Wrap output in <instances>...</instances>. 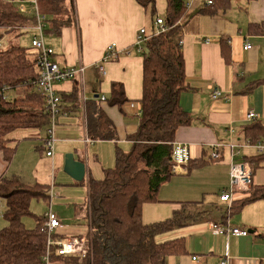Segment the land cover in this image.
<instances>
[{
	"label": "crops",
	"instance_id": "crops-1",
	"mask_svg": "<svg viewBox=\"0 0 264 264\" xmlns=\"http://www.w3.org/2000/svg\"><path fill=\"white\" fill-rule=\"evenodd\" d=\"M184 1L187 14L180 19L179 38L190 88L180 94L179 105L189 114L191 123L177 130L175 141L188 144L193 161L204 159L206 162L191 169L183 166L173 170L170 179L159 187L158 201L142 206V220L159 221L179 208L180 201H200L197 210L204 212L197 221L157 237L163 240L182 236L185 240L186 252L168 256L165 264H219L223 257L228 264H264V237L261 235L264 199L248 202L230 216L225 212L231 203L218 199L221 190L229 186L230 163L259 154L253 147H241L239 154H233L234 148L228 144L245 142L243 129L254 121L246 119L248 111L256 112V120L264 127V0H213L211 4H207V0ZM165 5V0H155L156 15L151 16L136 0H73V24L63 27L59 35L49 34L45 38V43L53 49L54 62L60 67L79 62L85 66L81 79H66L63 81L67 83L56 87L60 95L77 89L78 111H66V116L60 117L52 156H47L43 147L44 129L13 131L11 158L5 160L0 151V177L61 187V195L57 190L55 196L58 197L50 196L49 204L52 197L57 202L63 199L62 203L71 207L72 225L63 224L55 214L61 222L60 232L68 237L87 231L89 179H101L103 170L113 166L110 164L115 162L116 147L127 152L132 144L127 136L139 123L142 78V52H137L133 44L140 28L150 33L153 20L163 16ZM235 9L244 13L241 21ZM31 26L25 30L33 31L34 35ZM111 42L117 44L120 52L104 62L106 73L100 76L96 64ZM246 42L250 44L247 49L243 48ZM29 51L34 53L31 45ZM222 51L228 53L227 60ZM114 81L122 83L127 98L121 109L104 107L112 119L116 137L86 141L85 103L93 98L104 101L100 97L108 96ZM214 89L220 90L223 96L211 98ZM214 144H220L221 154L215 161L210 159ZM66 153H72L76 160L85 163L86 172L81 181L73 180L64 172L67 182L56 173L57 168L63 170ZM41 168L49 169L47 178L38 177ZM57 178L63 181H56ZM251 181L264 185V160L252 173ZM240 192L235 191L232 199L241 197ZM44 204L45 209L47 203ZM3 212L4 201L0 198V229L6 224ZM211 222L252 231L245 236L214 234L209 229Z\"/></svg>",
	"mask_w": 264,
	"mask_h": 264
},
{
	"label": "trees",
	"instance_id": "trees-1",
	"mask_svg": "<svg viewBox=\"0 0 264 264\" xmlns=\"http://www.w3.org/2000/svg\"><path fill=\"white\" fill-rule=\"evenodd\" d=\"M136 1L151 16L156 15L155 0ZM37 3L45 23V35H59L63 27L73 24V0H37ZM165 3L161 17L167 29L151 36L141 53L139 123L127 136L132 144L127 152L116 147L114 165L103 170L101 179L90 178L87 183L85 224L88 228L75 237H86L88 252L84 256L61 255L56 244L49 245L48 264H165L168 256L186 252L185 240L182 236L163 240L157 237L194 223L204 212L197 210L200 201H180L179 208L169 217L150 223L142 220V206L157 202L159 187L173 175L172 152L177 130L191 123V117L179 105L180 94L190 88L179 38L180 19L187 14V8L184 0H165ZM34 22V13H22L10 0H0V30L19 33ZM222 55L228 59L226 51ZM34 56L29 48L18 44L0 50V151L7 161L14 151L13 131L43 130L48 122L42 96L36 88L39 74ZM10 89L18 90L21 95L8 99L5 92ZM60 99L64 111H78L76 88L68 95L61 94ZM126 101L123 85L117 81L111 82L104 101L94 98L87 101L84 108L88 138L115 139L112 119L104 107L121 109ZM243 138L247 143L263 140L264 127L255 119L244 127ZM243 159L250 165L252 178L264 160V153ZM194 162L189 158L185 166L191 169L206 161ZM50 187L39 182L26 184L17 177H0V198L4 201L6 221L0 229V264H46L43 259L47 248L45 213L33 212L30 204L32 200L48 204ZM247 191L232 199L225 212L227 216L237 214L248 202L264 199V185L251 182ZM24 217L32 218L34 225L27 227ZM261 235L264 237V231ZM52 236L56 240L68 237L59 228Z\"/></svg>",
	"mask_w": 264,
	"mask_h": 264
},
{
	"label": "built area",
	"instance_id": "built-area-1",
	"mask_svg": "<svg viewBox=\"0 0 264 264\" xmlns=\"http://www.w3.org/2000/svg\"><path fill=\"white\" fill-rule=\"evenodd\" d=\"M15 4V0H10ZM23 2L24 0H19ZM212 0H207L206 3L210 4ZM32 6L30 9H26L22 5H17L18 10L22 13H34L35 22L32 24L31 28L34 30V35L31 37L30 45L35 54V66L37 68L39 77L36 81V88L39 90L42 100H43V112L48 117L47 125L44 129V139L43 147L47 156H52L53 147L55 142V129L59 122L60 117L66 116L67 112L61 107L60 95L53 84L58 81H63L66 79H81L84 72V64L78 63L70 67H60L53 60V49L45 43L44 39V27L45 23L43 21V15L39 12L37 0H31ZM167 29V25L164 22L163 17L158 16L154 20V26L150 33H147L145 28H140L135 42L133 44L137 52H142L144 49L145 42L153 35L163 32ZM206 43L208 40L205 41ZM250 44L246 42L243 48L247 49ZM120 50L115 42H111L105 46L103 56L99 62L96 64V70L100 76H104L106 71L104 68V62L114 59ZM211 98H216L223 96L222 92L218 89H214L211 94ZM101 100L105 97L102 95ZM258 118V114L253 111H248L246 113V119L255 120ZM85 140H89L85 137ZM230 148H234L233 154H239L241 147H253L256 152L264 153V139L259 140L255 143H229ZM220 144H214L213 150L210 153V159L215 160L220 157ZM172 168L177 170L180 167L185 166L190 158L189 147L185 142H174L173 152H172ZM229 186L227 189L221 190L218 199L220 201L231 203L232 195L235 191H247L251 186V170L246 161H235L230 163L229 169ZM53 187H50V194L52 195ZM45 225L44 230L47 234V248L44 256L46 264H48V253L49 245H57V253L61 255L65 254H78L84 256L88 252L86 237H67L66 239L56 240L53 238V233L61 226V222L58 217L52 212L49 204V209L45 212ZM209 229L214 234H232L236 236H245L248 234L246 229H241L239 227L228 226L219 222H211ZM196 259V256L192 257ZM219 264H228L227 258H221Z\"/></svg>",
	"mask_w": 264,
	"mask_h": 264
},
{
	"label": "rangeland",
	"instance_id": "rangeland-1",
	"mask_svg": "<svg viewBox=\"0 0 264 264\" xmlns=\"http://www.w3.org/2000/svg\"><path fill=\"white\" fill-rule=\"evenodd\" d=\"M30 2H31V0H24L23 2H20L19 0H15V5L16 4L17 5H22V6H24L27 9V8H30L32 6V3H30ZM234 12H236V14H238L236 16L241 21L243 19V17H244V13L243 12L242 13L238 12L237 9H235ZM27 26H28V24H27ZM32 32L33 31L23 30V31H20L19 33H16V32H7L6 33L3 30H0V35H1L0 36V50L6 49L10 45H14V44L27 46V47L30 48L31 37L33 35ZM14 36H16V37H14ZM47 36H49V35H45L44 39ZM90 72L92 73V70ZM93 76H94V74H93ZM89 78L91 79L90 76H89ZM63 83L65 84V83H67V81L55 82L53 84V87L56 88L58 85L63 84ZM18 95H19L18 91L10 89L7 92L6 96H7L8 99H14ZM55 141H56V138H55ZM54 145H55V142H54ZM53 152H54V147H53ZM36 156H38V155L36 154ZM112 165H114V160H113L112 164H110V166H112ZM47 170H49V169H46V168L39 169L38 177H40L41 179L45 178V177L47 178V175H48L47 174V172H48ZM57 172H58V176H64V180L67 181L65 179L66 174L64 173L62 168L61 169L57 168L56 169V173ZM56 181H63V180L61 178H57ZM53 190H54V195L52 194L51 195L52 197L55 196V193H56L57 190H60V195H61V187L53 188ZM52 197H51V203H50V208H51L52 212L54 214L58 215V217L62 220L63 224L72 225L74 222H73V220L71 218L72 217L71 207L69 205H66L65 203H62L63 199H59V202H57V201H54L52 199ZM55 197H58V196H55ZM204 199L207 200V198H204ZM44 205H45L44 202L41 201V200H32L30 207H31V210L33 212H35L37 214H42V212H43V214H44L49 209V203L46 205L45 209H44ZM23 221H24V223H25V225L27 227H32L34 225V221L30 217H24Z\"/></svg>",
	"mask_w": 264,
	"mask_h": 264
},
{
	"label": "water",
	"instance_id": "water-1",
	"mask_svg": "<svg viewBox=\"0 0 264 264\" xmlns=\"http://www.w3.org/2000/svg\"><path fill=\"white\" fill-rule=\"evenodd\" d=\"M63 171L75 181H81L86 172L85 163L76 160L72 153H66L64 156ZM252 231V230H248Z\"/></svg>",
	"mask_w": 264,
	"mask_h": 264
},
{
	"label": "bare ground",
	"instance_id": "bare-ground-1",
	"mask_svg": "<svg viewBox=\"0 0 264 264\" xmlns=\"http://www.w3.org/2000/svg\"><path fill=\"white\" fill-rule=\"evenodd\" d=\"M248 192V191H247Z\"/></svg>",
	"mask_w": 264,
	"mask_h": 264
}]
</instances>
